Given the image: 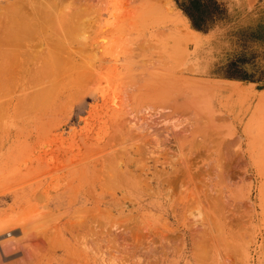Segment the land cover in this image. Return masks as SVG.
<instances>
[{"label": "rangeland", "instance_id": "374dc122", "mask_svg": "<svg viewBox=\"0 0 264 264\" xmlns=\"http://www.w3.org/2000/svg\"><path fill=\"white\" fill-rule=\"evenodd\" d=\"M21 1L0 3V233H8L3 242L16 248L33 246L29 258L45 264H264V78L256 77L264 68L256 76L247 69L253 58L244 37H238V49L221 64L222 74L211 79L224 88L218 101L234 108L241 128L230 117L215 123L208 129L213 140L208 152L206 145L177 148L168 142L154 150L148 145L156 134L150 126L158 127L160 121H148L142 133L135 127L129 130L122 92L117 93L132 59L139 76L145 68L194 78V67L180 55L195 50L186 42L188 32L210 37L216 28L228 26L232 0H150L152 5L142 13L136 0H56L39 8ZM156 4L159 9H152ZM230 86L248 95L239 98ZM133 130L149 142L133 136ZM242 130L250 134L251 150L258 136L257 162L249 158L241 169L231 160L233 165L211 158L223 138L232 139ZM128 133L138 136V142L127 139ZM138 143L161 157L153 153V159L141 146L139 151ZM193 152L196 159L190 156ZM212 159L220 166H213ZM183 170L198 175L194 184ZM219 172L226 184H217L219 178L213 176ZM176 173L183 184L174 179L170 190L167 181ZM205 178L211 181L206 184ZM219 189L227 191L228 200ZM26 257L19 251L17 258Z\"/></svg>", "mask_w": 264, "mask_h": 264}, {"label": "bare ground", "instance_id": "6f19581e", "mask_svg": "<svg viewBox=\"0 0 264 264\" xmlns=\"http://www.w3.org/2000/svg\"><path fill=\"white\" fill-rule=\"evenodd\" d=\"M11 0H5L4 2H6L5 4H13L12 2H10ZM14 1V0H12ZM23 1V0H22ZM21 1V2H22ZM56 0H28L29 3H32V5L36 4L35 6L38 7V5H42V3H54ZM129 1V0H128ZM134 1V3L136 2H139L140 4L137 6L141 12L139 11V9L137 10V12L139 13H142V11H145L147 10V6L148 4L150 5L149 1L150 0H130V2ZM20 2V3H21ZM129 2V3H130ZM233 2V7H234V12H233V16H232V20L230 22V24L226 27H221V28H216L215 29V32L212 33V35L210 37H203V36H200V35H196V36H193V32H188L189 36L187 37L188 39L186 40V42H188V44H194L195 45V50L193 52H189V50H184L182 52H180L181 54V59H183L185 61V64H189L191 67L193 66L194 69L192 71H190L191 73L193 72V76L194 78L192 77H188V76H181L177 73L173 74V73H170V75L166 74V75H162L160 74L159 72H157L156 70H145V68H143V65H142V68L144 69L141 73V75H137V73L135 72L137 70V67H134L136 66V63H134L135 61L132 59V57H130V62L127 63V73L125 74L126 75V79L124 78V82L121 83H118L119 87L121 90L117 91V93L120 94V97H123V102L120 100V102L122 104H125L126 108H127V111H125V114H127V119H125L124 122L126 121H129L127 123V125L129 124V126L131 125V127H129V130L130 128H133L134 127L136 128L137 131H140L141 133L143 132L142 130L144 128H146L145 126H148V121L151 120V122L153 123H156L157 122V119L160 121V124L158 125V127H156L157 125H155L154 127L153 126H150L151 130H153V132H156V134L151 137V141L153 140V142L151 143H148L149 141H147L145 139L144 141V137H143V143L147 142L149 146L153 145L155 147L154 150H156V148H159V147H163V143H172L173 145L175 144V146L177 148H180V147H191V146H194L196 147L195 144H202L203 147L204 145H206V147H204V152H208L210 151L211 149V145L209 146L210 143L213 142V140L211 139L210 140V137H211V132L210 134H208V129L209 128H212L215 126V123H218L219 122H222L221 119L223 118L225 120V118L227 119L228 117H230L232 120H234L235 123L238 124V128H241V120L238 118V115L236 114V112L233 110L234 108L232 107H225L223 106L221 103H219V99L220 97L223 96V89L224 88H221L220 86L217 87L215 85H213L212 83V78L215 77V74L216 73V70H217V66L221 63H224L225 60L227 59V57L231 54L232 51H235L238 49V44L236 42V38L238 36H241V35H244L245 38L247 39V44H246V52L248 54L249 57L253 58L254 60L248 65V69L252 70L253 73H255V75H259L262 71V69L264 68V0L260 1V0H232ZM22 4V3H21ZM44 5H47L46 3ZM127 5V4H126ZM152 5V4H151ZM150 5V6H151ZM4 6H7V5H4ZM10 6V5H8ZM12 6V5H11ZM15 6V5H14ZM31 6V5H30ZM43 6V5H42ZM130 7V5H128ZM133 6L132 5V9H133ZM149 6V7H150ZM33 8V6H31ZM44 7V6H43ZM6 8V7H4ZM13 8V7H12ZM15 8V7H14ZM13 8V9H14ZM39 8V7H38ZM152 9H159V7H157V4L154 5L153 7H151ZM10 8H8V12ZM12 9V10H13ZM20 9V8H19ZM124 9V8H123ZM7 9H5L6 11ZM11 10V9H10ZM18 10V9H16ZM34 10V9H33ZM37 10V9H35ZM113 11L112 12H115V7L114 9H112ZM42 9H40V12L42 13ZM118 11V10H117ZM127 11V10H126ZM14 12V11H13ZM39 12V11H38ZM39 12V13H40ZM146 12V11H145ZM109 13V12H108ZM111 13V12H110ZM113 14V18H116L117 19V16L116 14ZM115 22V21H114ZM22 29V28H21ZM15 32V31H14ZM160 32V31H159ZM158 32V33H159ZM165 33V32H164ZM13 35V34H12ZM17 35V34H16ZM15 36V35H14ZM259 36H261L262 38L260 39ZM11 37V36H10ZM9 40V39H8ZM12 40V38H10V41ZM238 40V39H237ZM9 41V42H10ZM9 42L6 43L9 45ZM14 42V41H12ZM11 43V42H10ZM144 43V42H143ZM11 45V44H10ZM16 45V44H15ZM141 45V44H139ZM143 45V44H142ZM148 45V44H146ZM7 47V46H6ZM14 47V45H13ZM12 47V48H13ZM159 49V48H158ZM166 49V48H165ZM181 50V49H180ZM171 51V50H170ZM177 54V53H176ZM138 55V54H137ZM180 55H179V59H180ZM143 58V57H142ZM145 58H147L145 56ZM151 58V57H150ZM161 58V56H160ZM117 59V58H116ZM141 59V58H140ZM149 59V58H148ZM147 59V60H148ZM180 59V60H181ZM118 60V59H117ZM182 60V61H183ZM129 61V60H127ZM126 61H124L125 63ZM137 62V61H136ZM141 62V61H140ZM160 62V61H158ZM162 62V61H161ZM164 62V61H163ZM162 62V63H163ZM114 63V61H113ZM145 63V62H144ZM154 63V62H153ZM151 63V65L153 64ZM157 63V62H156ZM165 63V62H164ZM117 64V63H115ZM122 64V63H121ZM161 64V63H160ZM123 65V64H122ZM148 65V64H147ZM156 65V64H154ZM158 65V63H157ZM160 66V65H159ZM189 66V67H190ZM147 67V66H146ZM192 67V68H193ZM216 67V68H215ZM18 68V67H17ZM113 68L114 65H113ZM141 68V65L140 67ZM138 68V69H139ZM151 68V67H150ZM166 68V67H165ZM190 68V70L192 69ZM147 69V68H146ZM187 69H189L187 67ZM125 70V69H124ZM186 70V69H185ZM13 71V70H12ZM20 71V70H19ZM11 73V72H10ZM59 73V72H58ZM61 73V71H60ZM59 73V74H60ZM140 73V72H139ZM138 73V74H139ZM163 73V72H162ZM57 74V75H59ZM72 74V73H71ZM116 74V73H115ZM183 74V73H182ZM69 75V74H68ZM120 76V74H118ZM218 75V74H217ZM17 76V75H16ZM33 76V75H32ZM60 76V75H59ZM13 77V76H12ZM11 77V78H12ZM37 77V76H36ZM46 77V76H45ZM52 77V76H51ZM50 77V78H51ZM71 78V75L69 76ZM118 77V76H117ZM124 77V76H123ZM122 77V78H123ZM19 78V77H18ZM68 78V77H67ZM86 78V77H85ZM22 79V78H21ZM44 80V78H42ZM47 79V78H46ZM45 79V80H46ZM61 79V78H60ZM87 79V78H86ZM10 80V78H9ZM15 80H17V78H14V82ZM44 80V81H45ZM116 80V79H114ZM7 81V80H5ZM12 81V80H11ZM19 81V80H18ZM34 81V80H33ZM48 81V80H47ZM54 81H57L58 80H54ZM63 81V80H62ZM121 81H118V82H121ZM13 82V81H12ZM112 82V81H111ZM1 83V82H0ZM21 83V82H20ZM30 83V82H29ZM34 83V82H33ZM39 83V82H38ZM56 83V82H55ZM60 83V81H59ZM73 83V82H72ZM90 83V82H89ZM6 84V83H5ZM16 84V83H15ZM43 84H46V83H43ZM53 84V83H52ZM58 84V83H56ZM55 84V85H56ZM68 84V83H67ZM79 84V83H78ZM123 84V85H122ZM4 85V84H3ZM10 85V84H9ZM29 85V84H28ZM34 85V84H32ZM59 85V84H58ZM94 85V84H93ZM11 86V85H10ZM27 86V85H26ZM25 86V87H26ZM43 86V85H42ZM53 86V85H52ZM113 86V85H112ZM115 86V85H114ZM4 87V86H3ZM34 87V86H33ZM55 87V86H54ZM83 87V86H82ZM241 87V86H240ZM5 88V87H4ZM35 88V87H34ZM33 88V89H34ZM38 88V87H37ZM36 88V89H37ZM41 88V87H40ZM45 88V86L43 87ZM42 88V89H43ZM230 88H233V92L235 94H238L239 98H244L246 95H248L247 93L243 92V89L242 91L239 90L238 88L234 89L233 86H230ZM36 89H34L36 91ZM68 89V88H67ZM114 89V88H113ZM1 90H2V87H1ZM32 90V89H31ZM52 90V89H51ZM33 91V90H32ZM55 91V89H54ZM53 91V92H54ZM31 92V91H30ZM43 92V91H41ZM40 92V94H41ZM47 92V91H46ZM89 92V91H88ZM13 93V92H12ZM29 93V92H28ZM21 94V93H20ZM39 94V93H38ZM50 94V93H48ZM72 94V93H71ZM26 96V94H24ZM42 95V94H41ZM84 95V94H83ZM24 96V97H25ZM46 96V95H45ZM50 96V95H49ZM18 97V96H17ZM23 97V95H22ZM23 97V98H24ZM27 97L28 94H27ZM42 97V96H41ZM72 97V96H71ZM75 97V96H74ZM255 97V95L253 96ZM257 97V96H256ZM26 98V97H25ZM37 98V97H36ZM40 97H38L39 99ZM49 98V97H48ZM116 98V97H115ZM20 99V98H19ZM36 99V100H38ZM68 99V98H67ZM73 99V97L71 98V100ZM30 100V99H29ZM28 100V101H29ZM46 100V98H45ZM44 100V101H45ZM75 100V99H74ZM43 102V101H42ZM49 102V101H48ZM119 102V101H118ZM37 103V102H36ZM67 103V102H66ZM72 103V102H71ZM115 103V102H114ZM113 103V104H114ZM68 104V103H67ZM66 104V105H67ZM20 105V104H19ZM35 105V104H34ZM47 105V104H46ZM27 106V105H26ZM38 106V105H37ZM118 106V105H117ZM121 106V105H120ZM123 106V105H122ZM121 108H124L125 106H123ZM24 107V106H23ZM32 107V106H31ZM62 107V106H61ZM65 107V106H64ZM21 108V107H20ZM116 108V107H115ZM126 108H124L126 110ZM24 109V108H23ZM31 109V108H29ZM123 109V110H124ZM32 111V110H31ZM115 112V111H114ZM124 112V111H123ZM224 113V114H222ZM98 114V113H97ZM112 115V114H111ZM118 115H120L118 113ZM99 116V115H98ZM117 116V115H116ZM125 117V118H126ZM70 118V117H69ZM93 118V117H92ZM116 118V117H115ZM156 119V122H154ZM222 119V120H223ZM98 120V119H97ZM120 121V120H119ZM123 121V120H122ZM226 121V120H225ZM224 121V123H225ZM228 123V122H227ZM118 124H120L118 122ZM126 124V123H125ZM124 124V125H125ZM157 124V123H156ZM219 124V123H218ZM226 124V123H225ZM44 125V124H43ZM52 125V124H51ZM59 125V124H58ZM103 126V125H102ZM119 127V126H118ZM120 127H121V124H120ZM114 129V128H113ZM116 129V127H115ZM114 129V130H115ZM122 129V128H121ZM46 131V130H45ZM121 131V130H120ZM128 131V130H127ZM135 132V130H133ZM212 131V130H210ZM257 131V130H256ZM109 132V131H108ZM115 132V131H114ZM113 132V134H115ZM132 132V131H131ZM134 132L132 133L133 136H136L137 134H139L140 132H135L136 134L134 135ZM145 134H147L148 132H150L149 129H147V133L146 131H144ZM152 133H149V134H153ZM218 132V131H217ZM220 132V131H219ZM223 132V131H222ZM237 132V131H236ZM118 133V132H117ZM122 133V132H121ZM140 133V134H141ZM249 132L246 130H242L241 132L239 131V133L236 134V136L232 139H224L221 140L222 142L220 143V147L218 148V150L215 152L214 151V154H210L211 155V158L214 157L215 160H217L218 162L220 160H225V161H228L226 163L229 164V161L231 160L232 162H234V164L236 163V165L240 166L241 169L243 167V165L246 164V161L251 158L250 160L253 162H257V157H258V148H257V145L259 140H258V136L255 138V146L253 149L254 150H251L250 147H249V144H247V140L248 138L250 137V134H248ZM53 134V133H52ZM129 134V133H128ZM131 133L129 134V137H127V139H131ZM140 134H139V137H140ZM247 134V136H246ZM257 133L255 132L253 135L255 136ZM117 136H122L121 135H118L116 134ZM47 136V135H46ZM147 136V135H146ZM150 136V135H149ZM112 137V136H111ZM131 137V138H130ZM140 137V138H142ZM123 138V137H121ZM137 138L138 139V136L137 137H133L132 138V142L133 140ZM148 138V136H147ZM221 138V137H220ZM137 139H135L136 142ZM222 139V138H221ZM111 140V138H110ZM113 140V139H112ZM111 140V141H112ZM117 140H120L117 139ZM150 140V139H149ZM84 141V140H83ZM109 141V140H108ZM115 141V140H114ZM121 141V140H120ZM134 141V142H135ZM131 142V143H132ZM133 142V143H134ZM141 142V141H140ZM141 142V144H142ZM219 142V141H217ZM114 143V142H113ZM144 143V144H145ZM215 143V142H214ZM112 144V143H111ZM137 144V143H136ZM135 144V145H136ZM141 144L139 145L138 143V146L136 145V149L139 148V146H141ZM51 145V144H50ZM131 145V144H130ZM129 145V146H130ZM147 145V144H146ZM145 145V148H142L143 146L140 147V149L142 148L143 150H150L152 149L151 147H146ZM171 145V144H170ZM198 145V146H199ZM216 145V144H215ZM47 146V145H46ZM87 146V145H86ZM125 146V145H124ZM218 146V145H217ZM45 147V146H44ZM123 147V146H122ZM209 147V148H207ZM47 148V147H46ZM117 148V147H116ZM130 148V147H129ZM148 148V149H147ZM150 148V149H149ZM182 148V149H183ZM198 147H196L197 149ZM202 147H200L201 149ZM207 148V150L205 149ZM214 148V147H213ZM118 149V148H117ZM125 149V148H124ZM132 149V148H131ZM130 149V150H131ZM159 149H162V148H159ZM194 149V148H193ZM199 149V150H200ZM139 150V149H138ZM137 150V152H138ZM142 150V151H143ZM158 150V149H157ZM187 150V149H185ZM109 151V150H108ZM134 151V150H133ZM132 151V153H133ZM141 151V150H139ZM151 151V150H150ZM148 151V152H150ZM164 151V150H163ZM166 151V150H165ZM164 151V153H165ZM184 152V150H182ZM181 151V152H182ZM187 151H190V150H187ZM197 151V150H196ZM202 151V152H203ZM115 152V151H114ZM124 152V151H123ZM136 152V154H138ZM152 152V156L154 155L153 153H158L157 151ZM168 152V151H167ZM174 152V151H173ZM182 152V153H183ZM186 152V151H185ZM195 152V150H194ZM194 152L192 153V155L190 156H194L196 155V153L194 154ZM201 152V150H200ZM203 152V153H204ZM126 153V149H125V152L124 154ZM135 153V152H134ZM163 153V154H164ZM170 153V152H169ZM172 153V152H171ZM176 153V152H175ZM199 153V151H198ZM197 153V154H198ZM250 153V157H248V154ZM116 154V153H115ZM120 154V153H119ZM148 154V153H147ZM155 154V155H156ZM168 154V153H167ZM186 154V153H185ZM184 154V155H185ZM189 154V153H188ZM206 154V153H205ZM143 156V154H141ZM149 155L151 156V154L149 153ZM160 154L158 153V156ZM162 155V154H161ZM166 154H164L165 156ZM170 155V154H169ZM209 156H204L205 158L206 157H210ZM114 156V155H113ZM121 156V155H120ZM146 155H144L143 157L145 158ZM163 156V155H162ZM188 156V155H187ZM197 156V155H196ZM199 156H200V153H199ZM126 157V156H125ZM128 157V156H127ZM130 157V156H129ZM128 157V158H129ZM132 157V156H131ZM147 157V156H146ZM149 157V156H148ZM147 157V158H148ZM155 156H153V159H154ZM157 157V156H156ZM161 157V156H159ZM158 157V158H159ZM166 157V156H165ZM165 157H162V158H165ZM182 157L179 156V158ZM203 157V156H202ZM201 156L199 158H202ZM120 158V157H119ZM122 158V157H121ZM120 158V159H121ZM139 158H142L141 156H139ZM138 158V159H139ZM171 158V156H170ZM168 158V159H170ZM175 158V157H174ZM178 158V159H179ZM184 158V157H183ZM182 158V159H183ZM196 159V157H193ZM111 159V158H110ZM113 159V158H112ZM131 158H129L130 160ZM133 159V157H132ZM131 159V160H132ZM137 159V160H138ZM143 159V158H142ZM152 159V160H153ZM167 159V158H166ZM204 159V158H203ZM136 160V158L134 159V161ZM144 160V159H143ZM156 160V159H155ZM185 160V159H184ZM189 160V159H188ZM191 160V159H190ZM206 160H209L208 158H206ZM211 160V159H210ZM249 160V161H250ZM121 161V160H120ZM142 160H139L137 162L139 163H142L141 162ZM147 161V159H146ZM154 161V160H153ZM161 161V160H160ZM167 161H170V160H167ZM173 161V159H172ZM180 161V160H179ZM178 161V163H179ZM196 161V160H195ZM230 161V163H231ZM106 162V161H105ZM107 162H111V161H107ZM114 162V161H113ZM158 162V159L157 161ZM176 162V161H175ZM181 162V161H180ZM183 162V161H182ZM185 162V161H184ZM193 162V161H192ZM222 162V161H221ZM219 162V163H221ZM116 163H117V160H116ZM122 163V161H121ZM160 163H163L160 162ZM189 163V162H188ZM196 163V162H195ZM212 163H213V159H212ZM223 163V162H222ZM221 163V164H222ZM111 164V163H110ZM110 164H108L107 166H109ZM127 164V162H126ZM145 164V163H142V165ZM170 164V163H169ZM181 164V163H180ZM193 164V163H191ZM216 164V163H215ZM215 164L213 163V166H215ZM226 164V166L228 167L229 169V165ZM232 164V163H231ZM230 164V165H231ZM112 165V164H111ZM118 165V164H117ZM171 165V164H170ZM169 165V166H170ZM184 165H187V163H184ZM190 165V164H189ZM189 165L187 167H189ZM198 165V164H197ZM212 165V164H210ZM217 166H220L218 163L216 164ZM233 165V164H232ZM195 166V165H194ZM193 166V167H194ZM224 166V165H223ZM144 167V165L142 166ZM141 167V168H142ZM155 167V166H154ZM180 167V166H179ZM182 167V166H181ZM191 167V165H190ZM204 167V166H203ZM210 167V166H209ZM208 167V168H209ZM236 167V166H235ZM106 168V167H105ZM127 168V167H126ZM140 168V166L138 167ZM176 168V167H175ZM185 168V167H184ZM218 169V167H215ZM213 169V171H217V169ZM104 169V168H103ZM111 169V168H110ZM120 169V168H119ZM174 169V168H173ZM187 169V168H186ZM189 169V168H188ZM203 169V168H202ZM201 169V170H202ZM211 169V168H210ZM220 169V167H219ZM226 169V168H225ZM223 168V170H225ZM234 169V168H233ZM115 170V167L113 169V171ZM143 170V169H141ZM176 170V169H175ZM178 170L177 169V173H178ZM192 170V169H191ZM209 170V169H208ZM221 170V169H220ZM222 170V172H223ZM104 171V170H103ZM102 171V173H103ZM127 171V170H126ZM159 172V170H157ZM185 171V176L187 177L186 180H188L189 182L193 181V178H195L196 176L198 175H195V177H193V174L190 175L191 173H188L186 170H183V172ZM207 171V169H206ZM226 171V170H225ZM224 171V173H225ZM229 171H233V170H229ZM116 172V171H115ZM118 172V171H117ZM144 172V170H143ZM163 171H161L162 173ZM175 172V171H174ZM203 172H204V169H203ZM209 174H211L212 172L209 170L207 171ZM110 173V171H109ZM152 173V172H151ZM166 173V172H165ZM171 173V172H170ZM168 173V174H170ZM176 173V174H177ZM188 173V174H187ZM202 173V171H201ZM228 173V172H227ZM233 173V172H232ZM238 173V172H237ZM79 173H75L74 176H78ZM106 174V173H105ZM105 174H104V177H105ZM121 174V172H120ZM129 174V173H128ZM175 174V175H176ZM180 174V173H179ZM177 174V175H179ZM200 174V172H199ZM214 174V173H213ZM213 174L211 176H213ZM216 174V172H215ZM220 175H218L217 173V176H213V177H217L219 178V180L216 178V181L218 180L217 184L218 185H222L223 183V179L222 176L223 174H221V172H219ZM226 174V173H225ZM242 174V173H241ZM111 175V174H109ZM124 175V174H123ZM163 175V174H162ZM166 175V174H165ZM172 176V174H170ZM175 178H170L169 181H167V185L169 183V189L170 190H174L172 189L171 187L174 188L175 185H172V183H175L173 182L174 181H179V176H177ZM201 175V174H200ZM199 175V176H200ZM98 176V175H97ZM108 176V175H107ZM106 176V178H107ZM112 176V175H111ZM125 176V175H124ZM131 176V175H130ZM158 176V175H157ZM184 174H183V177H185ZM203 176L206 177V175L204 174ZM202 176V177H203ZM230 176V175H229ZM236 176V175H235ZM100 177V176H99ZM113 177V176H112ZM146 177V176H145ZM201 177V176H200ZM221 177V178H220ZM232 177V175H231ZM77 178V177H76ZM96 181L100 178L96 177ZM102 178V177H101ZM105 178V179H106ZM111 178V177H110ZM148 178V177H147ZM177 178V179H176ZM182 179V176L180 177ZM204 178V177H203ZM209 178V176H208ZM227 178V177H225ZM104 179V178H103ZM114 179V177H113ZM142 179V177H141ZM146 179V178H145ZM180 179V180H181ZM197 179V178H196ZM199 179V178H198ZM197 179V180H198ZM202 179V178H201ZM234 179V178H233ZM238 179V178H236ZM108 180V179H107ZM110 180V179H109ZM112 180V179H111ZM128 180V179H127ZM126 180V181H127ZM183 180V179H182ZM181 180V181H182ZM186 180H184V184L186 183ZM210 180V179H208ZM208 180H206L205 178V183L206 181L208 182ZM231 180V179H230ZM94 182L92 181L91 183L93 184H96L97 182ZM103 181V180H102ZM144 181V180H143ZM177 181V182H178ZM187 181V184L189 183ZM200 181V180H199ZM202 181V180H201ZM211 181V180H210ZM235 181V179H234ZM109 182V181H108ZM140 182V181H139ZM163 182V181H162ZM180 182V181H179ZM178 182V183H179ZM107 183V181H106ZM114 183V182H113ZM131 183V182H130ZM128 183V184H130ZM178 183L176 185H178ZM233 183V182H232ZM92 184V185H93ZM101 185H103V183H100ZM99 184V185H100ZM127 184V183H126ZM180 184H183L182 182H180ZM192 184H194V182H192ZM196 184V183H195ZM204 184V183H203ZM208 184V183H206ZM212 184V183H211ZM226 184V183H225ZM98 185V186H99ZM101 185L99 187H101ZM105 185V184H104ZM108 185V184H107ZM110 185V184H109ZM114 185V184H113ZM131 185V184H130ZM128 185V186H130ZM149 185V184H148ZM234 185V184H233ZM182 186V185H181ZM186 186V185H184ZM198 186V185H197ZM200 186V185H199ZM237 186V185H236ZM89 187V186H88ZM87 187V188H88ZM108 187V186H107ZM151 187V186H150ZM156 187V186H155ZM204 187V186H203ZM235 187V186H234ZM118 188V187H117ZM132 188V187H131ZM148 188V186H147ZM190 188V187H189ZM192 188V187H191ZM90 189V188H89ZM89 189H87L86 191H89ZM92 189H95V188H92ZM109 189V188H108ZM133 189V188H132ZM176 189V188H175ZM195 189V188H194ZM200 189V188H199ZM203 189V188H202ZM91 190V189H90ZM120 190V189H119ZM143 190V189H142ZM163 190V189H162ZM182 190V189H181ZM197 190V189H196ZM209 190L210 192L213 191L210 190V189H207ZM221 189H219L220 191ZM169 191V190H168ZM216 191V190H215ZM218 191V192H219ZM221 191H224L223 192V196L224 198L222 199H227L229 198L228 196H226V190L222 189ZM240 191V190H239ZM238 191V192H239ZM90 192V191H89ZM89 192H86V193H89ZM91 192H93L91 190ZM97 192V191H96ZM109 192H110V189H109ZM164 192V191H163ZM196 192V191H195ZM237 192V193H238ZM112 193V192H110ZM148 193V192H147ZM152 192H149V194H151ZM204 193V191H203ZM213 193V192H212ZM212 193L210 195H212ZM215 193V192H214ZM236 193V192H234ZM236 193V194H237ZM196 194V193H195ZM221 194V192L219 193ZM232 194V193H231ZM152 195H154L152 193ZM165 195V194H164ZM198 195V194H196ZM195 195V196H196ZM206 195V194H205ZM209 194L206 195V197L208 196ZM174 197V195H172ZM176 196V194H175ZM199 196V195H198ZM213 196V195H212ZM220 195H218L219 197ZM239 196V195H238ZM170 197V196H169ZM193 197V196H192ZM205 197V198H206ZM218 197H215V198H218ZM118 198V196H117ZM129 198V197H128ZM198 198V197H197ZM214 198V199H215ZM169 199V198H168ZM212 200V199H211ZM228 200V199H227ZM99 201V200H98ZM202 201V200H201ZM113 202V201H112ZM214 202V201H213ZM217 202V201H216ZM224 202V201H222ZM204 203V202H203ZM206 204V203H205ZM211 204V203H209ZM226 203L224 202V205ZM228 204V203H227ZM226 204V205H227ZM174 205V204H173ZM222 205V204H221ZM188 206V205H187ZM207 207V206H206ZM210 207V206H209ZM204 208V207H203ZM222 208V206H221ZM220 208V209H221ZM230 208V207H229ZM137 210V209H136ZM174 210V209H173ZM186 210V209H185ZM232 210V209H231ZM235 211V210H234ZM174 212V211H173ZM222 212V211H221ZM172 213V212H171ZM8 236V233H0V264H45V263H41V262H35L33 260H31L29 257L31 255V252L33 250H35L32 246L31 247H24L23 248V245H21L20 248H16L15 245L13 244H10V245H7L6 243L3 242L4 238H6ZM9 243V241H8ZM19 251H25L26 254H27V257H26V260H23V259H19L17 258L18 256V253ZM47 264H50V263H47ZM70 264V263H69ZM77 264H82V263H77Z\"/></svg>", "mask_w": 264, "mask_h": 264}, {"label": "crops", "instance_id": "0c3cea01", "mask_svg": "<svg viewBox=\"0 0 264 264\" xmlns=\"http://www.w3.org/2000/svg\"><path fill=\"white\" fill-rule=\"evenodd\" d=\"M230 24V23H229ZM194 32V31H193ZM195 34H198L197 32H194ZM198 35H200V34H198ZM200 36H202V35H200ZM241 36H243L244 37V40H245V43L247 44V39L245 38V36L244 35H241ZM203 37H205V36H203ZM239 37V36H238ZM238 37L235 39L236 40V42H237V44H238V46H239V44H240V42H239V40H237L238 39ZM259 38L261 39L262 37L261 36H259ZM194 48V46H192V49ZM251 58V57H250ZM254 60V59H253ZM222 64V63H221ZM221 64H219L218 66H217V70H216V73L218 74V75H221L222 74V71H221V69H222V67H221ZM216 68V67H215ZM247 69H248V66H247ZM252 74H254V76H256L255 75V73H253V71L252 70H250V69H248ZM217 76V75H216ZM215 76V77H216ZM257 78H264V71H263V74L261 75V76H256Z\"/></svg>", "mask_w": 264, "mask_h": 264}, {"label": "built area", "instance_id": "2783aa9c", "mask_svg": "<svg viewBox=\"0 0 264 264\" xmlns=\"http://www.w3.org/2000/svg\"><path fill=\"white\" fill-rule=\"evenodd\" d=\"M5 0H0V3L4 2Z\"/></svg>", "mask_w": 264, "mask_h": 264}]
</instances>
